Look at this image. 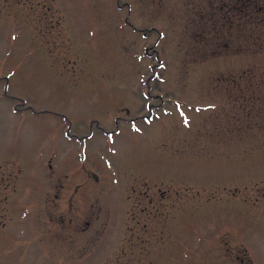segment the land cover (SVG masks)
<instances>
[{"label":"rangeland","instance_id":"374dc122","mask_svg":"<svg viewBox=\"0 0 264 264\" xmlns=\"http://www.w3.org/2000/svg\"><path fill=\"white\" fill-rule=\"evenodd\" d=\"M4 169L16 264H264V0H0Z\"/></svg>","mask_w":264,"mask_h":264},{"label":"flooded vegetation","instance_id":"af4514ba","mask_svg":"<svg viewBox=\"0 0 264 264\" xmlns=\"http://www.w3.org/2000/svg\"><path fill=\"white\" fill-rule=\"evenodd\" d=\"M7 172L0 170V264H16L14 254L17 252L19 204L17 186L13 185V181L10 179L9 185H3L7 181Z\"/></svg>","mask_w":264,"mask_h":264}]
</instances>
